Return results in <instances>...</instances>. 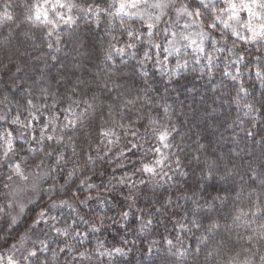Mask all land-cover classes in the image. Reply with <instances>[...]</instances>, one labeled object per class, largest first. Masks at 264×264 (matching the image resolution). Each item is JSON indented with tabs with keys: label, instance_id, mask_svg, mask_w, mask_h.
Listing matches in <instances>:
<instances>
[{
	"label": "clouds",
	"instance_id": "9594fccd",
	"mask_svg": "<svg viewBox=\"0 0 264 264\" xmlns=\"http://www.w3.org/2000/svg\"><path fill=\"white\" fill-rule=\"evenodd\" d=\"M0 264H264V0H0Z\"/></svg>",
	"mask_w": 264,
	"mask_h": 264
}]
</instances>
